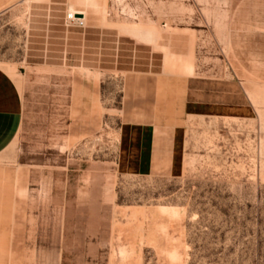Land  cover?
Instances as JSON below:
<instances>
[{"label": "rangeland", "instance_id": "1", "mask_svg": "<svg viewBox=\"0 0 264 264\" xmlns=\"http://www.w3.org/2000/svg\"><path fill=\"white\" fill-rule=\"evenodd\" d=\"M29 1L0 0V66L18 73L23 91L22 127L6 156L69 178L71 223L79 230L70 233L66 259L264 264V33L247 30V54H233L239 49L226 40L227 0H63L67 15H86L81 24L71 17L78 25H114L120 54L131 35L136 45L150 43L152 64L163 62L168 72L239 86L246 103L238 107L232 94L231 108L189 115L176 167L153 175L132 167L131 144L127 167L123 142L144 132L133 119L149 114L160 66L147 74L86 75L78 68L26 65ZM147 31L152 40L137 34Z\"/></svg>", "mask_w": 264, "mask_h": 264}, {"label": "crops", "instance_id": "2", "mask_svg": "<svg viewBox=\"0 0 264 264\" xmlns=\"http://www.w3.org/2000/svg\"><path fill=\"white\" fill-rule=\"evenodd\" d=\"M66 8L63 0L29 1L24 32L26 65L78 68L86 75L99 70L147 74L152 65L160 66L154 71L149 114L133 119L144 132L131 140L129 135L123 142L129 156L127 167L130 168L131 144L132 167H143L153 175L172 172L189 115L204 114L215 106L231 108L232 94L238 96L234 101L238 107L246 103L239 86L233 84L232 88L230 80L172 73L163 68V62L152 64L150 43L136 45L131 35L124 37L130 42L126 41V48H121L125 53L120 54L119 32L115 33L114 25H78L68 17ZM223 8L226 40L230 46L238 45L239 51L233 54L246 55L247 40L251 39L247 30L256 36L264 33V0H227ZM119 64L130 68L119 69ZM82 83L86 85V81ZM22 123L20 77L17 72L14 75L13 68L0 66V264H72L64 248L71 247L70 233L79 230V224L72 228L69 178L54 174V170L40 169L36 163L6 156Z\"/></svg>", "mask_w": 264, "mask_h": 264}, {"label": "bare ground", "instance_id": "3", "mask_svg": "<svg viewBox=\"0 0 264 264\" xmlns=\"http://www.w3.org/2000/svg\"><path fill=\"white\" fill-rule=\"evenodd\" d=\"M79 14H81V16H79ZM69 15L73 16L74 18H76V20L77 19L84 20V18H86L85 14H82V13H80L78 11H75L74 13H69ZM128 29L130 30L131 28H128ZM137 34L140 35L141 37H145L146 40H152L153 37H154L153 33L149 32V31H147V32H137Z\"/></svg>", "mask_w": 264, "mask_h": 264}, {"label": "built area", "instance_id": "4", "mask_svg": "<svg viewBox=\"0 0 264 264\" xmlns=\"http://www.w3.org/2000/svg\"><path fill=\"white\" fill-rule=\"evenodd\" d=\"M68 17H70V18H71V17H73V16H70V15L68 14ZM77 20H79V22H78L79 24H81V23H82V21H81L80 19H77Z\"/></svg>", "mask_w": 264, "mask_h": 264}]
</instances>
